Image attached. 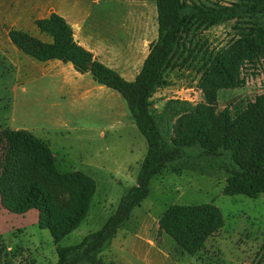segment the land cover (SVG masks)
<instances>
[{
    "label": "rangeland",
    "instance_id": "obj_1",
    "mask_svg": "<svg viewBox=\"0 0 264 264\" xmlns=\"http://www.w3.org/2000/svg\"><path fill=\"white\" fill-rule=\"evenodd\" d=\"M46 4L73 22L87 15V28L95 29L120 57L127 53L122 58L139 69L147 23L149 37L158 35L154 0H0V132L6 128L31 131L49 145L60 171L81 170L96 182L86 218L57 244L36 210L15 213L0 195V264H56L58 246L81 242L116 211L122 195L136 183L148 150L145 136L117 90L68 63L39 61L11 41V28L52 40L33 21L40 15L38 8ZM238 38L235 20L208 28L192 26L183 34L184 54L174 57L165 84L152 97V112L163 115L166 124H174L179 115L171 119L168 102H205L201 85L204 53H219ZM238 80L237 87L218 90L217 111L229 108L235 112L236 106H245L264 93V59L244 60ZM191 161L182 174L168 168L152 178L147 198L133 209L130 220L101 253L107 264H264V193L257 197L226 195L224 171L209 167L204 158ZM207 203L220 209L224 226L192 255L160 228L159 220L171 205Z\"/></svg>",
    "mask_w": 264,
    "mask_h": 264
},
{
    "label": "trees",
    "instance_id": "obj_2",
    "mask_svg": "<svg viewBox=\"0 0 264 264\" xmlns=\"http://www.w3.org/2000/svg\"><path fill=\"white\" fill-rule=\"evenodd\" d=\"M158 12V36L150 43L141 71L134 80L96 59L74 38L72 25L57 12L35 20L46 42L28 32L11 28V41L39 61L71 62L81 73L90 72L101 85L117 90L148 143L136 183L122 195L116 211L97 231L75 245L58 246L56 264H107L101 253L120 228L130 220L135 207L150 192L153 177L168 168L182 174L191 160L203 159L209 167L224 171L226 195L257 197L264 193V93L245 106L217 111V92L239 85L241 63L264 59V0L189 3L187 0H154ZM235 20L239 38L229 48L206 55L201 85L205 102L170 101L167 112L176 123H165L152 112V97L165 84L176 55H183V34L192 26L211 27ZM91 65V67H90ZM179 103V104H178ZM170 119V120H171ZM196 147L198 150L188 151ZM0 195L15 213L36 210L54 243L74 231L86 218L96 190L95 180L81 170L63 172L49 145L25 129L0 132ZM160 228L187 253L197 254L224 226L220 209L213 203L171 205L159 220Z\"/></svg>",
    "mask_w": 264,
    "mask_h": 264
},
{
    "label": "crops",
    "instance_id": "obj_3",
    "mask_svg": "<svg viewBox=\"0 0 264 264\" xmlns=\"http://www.w3.org/2000/svg\"><path fill=\"white\" fill-rule=\"evenodd\" d=\"M40 15L37 16L33 21L35 23L36 19L39 18H45L48 17L52 12H57L58 14L59 11L57 8L52 5V4H46L42 6L40 9L38 8L37 10ZM61 15V14H60ZM63 16V15H62ZM87 15L83 16V18H79L78 20H75L74 22L69 20L67 17L66 20L72 25L73 30H74V38L75 40L84 48L87 50L91 51L96 59H98L100 62L104 63L105 65L115 69L116 71L118 70L120 74L126 79L136 78L138 73L141 71V69L138 68V66L133 65V62H128V59L122 58L123 55L126 56L127 53L121 54L122 57H120L119 53L116 52L117 49H114L113 51L109 46H107L103 41L99 38L97 32L95 29L90 30L87 28ZM147 23V22H146ZM95 26V25H94ZM9 32V31H8ZM149 24L147 23V28L145 29L143 36L141 37V46H142V51L139 52L138 54V62L139 64L143 66V63L149 54V48H150V43L153 42L154 40L157 39V36H153V38L149 37ZM153 35V34H152ZM40 39V38H39ZM42 40V39H41ZM45 41V40H43ZM52 41V40H51ZM51 41H46V42H51ZM56 61H61L58 59H55ZM51 61V60H49ZM56 62L57 64H59ZM63 62V61H61ZM66 63V62H63ZM69 66H73L71 62H67ZM66 63V64H67ZM74 67V66H73ZM75 68V67H74ZM90 73V72H86Z\"/></svg>",
    "mask_w": 264,
    "mask_h": 264
},
{
    "label": "water",
    "instance_id": "obj_4",
    "mask_svg": "<svg viewBox=\"0 0 264 264\" xmlns=\"http://www.w3.org/2000/svg\"><path fill=\"white\" fill-rule=\"evenodd\" d=\"M90 67H91V65H90Z\"/></svg>",
    "mask_w": 264,
    "mask_h": 264
}]
</instances>
